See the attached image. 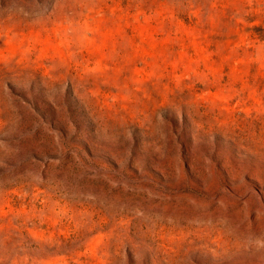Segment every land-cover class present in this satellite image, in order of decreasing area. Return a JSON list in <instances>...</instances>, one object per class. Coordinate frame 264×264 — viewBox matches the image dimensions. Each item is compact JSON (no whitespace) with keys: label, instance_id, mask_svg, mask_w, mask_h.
<instances>
[{"label":"rangeland","instance_id":"1","mask_svg":"<svg viewBox=\"0 0 264 264\" xmlns=\"http://www.w3.org/2000/svg\"><path fill=\"white\" fill-rule=\"evenodd\" d=\"M0 264H264V0H0Z\"/></svg>","mask_w":264,"mask_h":264}]
</instances>
